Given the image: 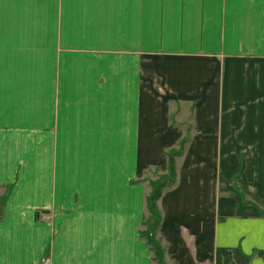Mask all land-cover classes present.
<instances>
[{"label":"crops","instance_id":"crops-1","mask_svg":"<svg viewBox=\"0 0 264 264\" xmlns=\"http://www.w3.org/2000/svg\"><path fill=\"white\" fill-rule=\"evenodd\" d=\"M168 151L165 264H264V0H0V264H154Z\"/></svg>","mask_w":264,"mask_h":264},{"label":"rangeland","instance_id":"rangeland-1","mask_svg":"<svg viewBox=\"0 0 264 264\" xmlns=\"http://www.w3.org/2000/svg\"><path fill=\"white\" fill-rule=\"evenodd\" d=\"M170 151V150H169ZM169 151H168V155H169V158H170V164H172V163H174V162H172V160H173V157H174V155L177 153H175V151H171L170 153H169ZM174 165H175V163H174ZM171 166V165H170ZM175 169V168H174ZM151 176V175H150ZM170 176V168H169V175H166V178H168ZM152 177V176H151ZM153 178V177H152ZM162 178V177H161ZM154 179V178H153ZM160 179V178H159ZM158 180H153V181H147V182H150V184H151V187H152V189H151V191L149 192V194H148V197L151 195V193H152V190H153V185H154V183L155 182H157ZM149 191V190H148ZM164 190H162V192H163ZM6 195V193L4 194V196ZM148 197H147V202H148ZM3 196L0 194V217H1V213H2V205H3ZM158 203V202H157ZM157 203H156V211H157ZM157 214H158V216H159V220H160V215H159V213L157 212ZM153 215H155V212H154V210L151 208L150 209V207L148 206V211L146 212V221H145V223H144V228H143V235H144V237L146 238V240H147V242H148V244L150 245V248H151V250H152V253H153V256H154V264H162V263H159V259H158V256H157V246L152 242V240H151V238H150V236H149V233H150V231L152 230L153 231V234H154V238H155V235H156V233L158 232V225H160L159 223H157V222H155V220H157V219H155V218H153L152 216ZM46 219H50L49 217L47 218L46 217ZM153 221V222H152ZM151 225H153V226H151ZM149 226H150V228H149ZM148 228H149V230H148ZM155 241L158 243V241L155 239ZM160 244V243H159ZM161 246V245H160ZM162 248V247H161ZM163 251V250H162ZM156 257V258H155ZM164 260V259H163Z\"/></svg>","mask_w":264,"mask_h":264},{"label":"trees","instance_id":"trees-1","mask_svg":"<svg viewBox=\"0 0 264 264\" xmlns=\"http://www.w3.org/2000/svg\"><path fill=\"white\" fill-rule=\"evenodd\" d=\"M174 178H175V169H174V164L172 163L170 166V176L168 178H164L162 180H158L157 182H155L153 185L152 193L148 197V206L150 207V209L152 208L154 210L155 215H153L152 217L157 219V220H155V222H157V223H159L160 220H159V216L157 214L158 210L156 211V203L158 202L159 198L161 197L162 190L166 187L173 185ZM151 226H153V225H151ZM149 228H150V226H149ZM149 228H148V230H149ZM149 236H150L152 242L157 246V249H158L157 250V256L159 259V263L165 264V262L163 260L162 248H161L160 244L155 241L154 234H153L152 230L150 231Z\"/></svg>","mask_w":264,"mask_h":264}]
</instances>
